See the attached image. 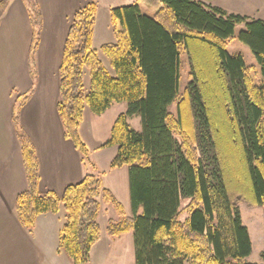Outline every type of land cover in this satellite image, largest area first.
Returning <instances> with one entry per match:
<instances>
[{
  "label": "trees",
  "instance_id": "obj_1",
  "mask_svg": "<svg viewBox=\"0 0 264 264\" xmlns=\"http://www.w3.org/2000/svg\"><path fill=\"white\" fill-rule=\"evenodd\" d=\"M23 1L34 28V70L42 16L37 0ZM142 1L157 0L111 9L115 42L101 51L113 73L93 46L96 0L74 14L60 66L58 101L66 137L85 159L90 151L80 127L86 108L102 115L114 103H127L101 148L116 146L111 167L128 169L132 216L94 174L68 186L62 197L40 192L36 147L19 120L31 89L13 113L28 181L27 190L17 196V218L32 232L40 215L57 214L63 207L59 250L73 264L91 260L102 234L103 202L121 217L109 222L108 235L134 232L136 264H254L247 260L253 242L238 203L264 208V20L229 14L203 0H158L159 8L149 15L142 12ZM10 3L0 1V19ZM240 25L244 28L237 33ZM235 38L255 56L259 84L244 56L229 53ZM184 55L191 80L181 95ZM173 104L176 115L170 110ZM134 116L141 118L140 131L129 124ZM185 200L189 203L182 209ZM184 212L188 216L182 220Z\"/></svg>",
  "mask_w": 264,
  "mask_h": 264
},
{
  "label": "crops",
  "instance_id": "obj_2",
  "mask_svg": "<svg viewBox=\"0 0 264 264\" xmlns=\"http://www.w3.org/2000/svg\"><path fill=\"white\" fill-rule=\"evenodd\" d=\"M90 1L37 0L42 25L34 70H31L30 62L34 28L24 1L11 0L0 19V264H69L64 257L66 254L59 250V234L65 224L63 207L57 214L48 212L40 215L32 232L23 228L15 213L17 196L27 190L28 181L13 113L19 98L34 89L20 110L19 120L36 147L41 193L52 191L62 197L68 186L80 183L86 174H90L85 158L66 137L58 112L60 66L65 42L74 14ZM136 1L96 0L97 17L111 18L112 8ZM203 1L229 14L264 20V0ZM140 4L141 7L143 4L160 6L158 0ZM115 105L117 103L101 116H106ZM121 106L123 111L124 105ZM119 112L110 118L109 124L105 125L106 130L113 127ZM86 117L85 113L80 127L81 138ZM102 144L100 140L97 148L117 149L116 146L101 148ZM89 151L91 155V149ZM109 189L116 195L112 188Z\"/></svg>",
  "mask_w": 264,
  "mask_h": 264
},
{
  "label": "rangeland",
  "instance_id": "obj_3",
  "mask_svg": "<svg viewBox=\"0 0 264 264\" xmlns=\"http://www.w3.org/2000/svg\"><path fill=\"white\" fill-rule=\"evenodd\" d=\"M142 5V12L145 14L152 15L158 5L154 4ZM244 28V25H240L237 29V33ZM96 31V45L93 46L98 50L99 56L103 61L104 65L113 73L112 67L109 60L101 51V47L107 43H113L115 40L113 24L110 17H103L100 15L96 18L94 26V36ZM107 41V42H105ZM104 42V43H102ZM230 54H242L249 66H252L251 76L256 83H260L262 77L260 75V68L258 62L253 55L251 49L240 42L237 38L233 39L228 47ZM191 66L187 55L183 56V63L181 69V82H180V94L183 95L188 83L191 80ZM90 75L86 72L85 85L89 87ZM119 104V105H118ZM118 105V106H117ZM113 110L108 112L106 116L94 114L89 108H86V120L82 126V140L91 149V155L86 158L88 163V169L90 174H94L102 179L103 185L106 188H112L116 192L117 199L124 205L126 209V215L132 216L131 202L129 195V178L128 169L126 166L115 170L111 167L112 160L116 156L117 149H98L97 145L100 140L106 142L111 137V129H107L105 125L109 124L110 118L114 117V114L119 112L117 117L126 112L127 103H117ZM124 105V110L122 106ZM170 110L176 115L177 104H173ZM84 113V116H85ZM84 120V119H83ZM130 126L140 131L142 130L141 118L134 116L129 118ZM114 124V123H113ZM81 135V134H80ZM101 147V146H100ZM118 169V168H117ZM189 201L185 200L182 205L184 209L188 205ZM238 210L242 216V220L245 226L248 227L249 233L253 242V252L247 259L248 262L254 264H264V208L261 206L251 205L247 202H239ZM188 216L187 212H184L181 219L184 220ZM119 222L121 220L120 215L115 208L108 203H102L101 214L99 216V223L101 225L102 234L99 241L93 246L91 251V260L89 264H136L135 262V248H134V232L130 231L121 236H110L108 235L106 228L110 221ZM68 261L66 263L72 264L71 258L64 255Z\"/></svg>",
  "mask_w": 264,
  "mask_h": 264
}]
</instances>
